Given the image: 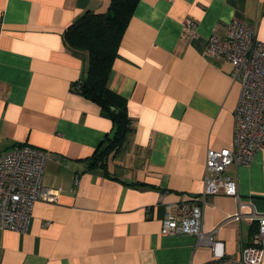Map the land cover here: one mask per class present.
I'll return each mask as SVG.
<instances>
[{
	"label": "crops",
	"instance_id": "1",
	"mask_svg": "<svg viewBox=\"0 0 264 264\" xmlns=\"http://www.w3.org/2000/svg\"><path fill=\"white\" fill-rule=\"evenodd\" d=\"M109 0H0V155L16 145L45 150L37 200L23 232L0 228V264H202L215 257L188 234L160 233L165 205L193 204L208 148L231 147L240 83L207 54V38L230 20L256 22L264 42V0H139L108 78L126 101L134 130L103 167L88 169L112 122L74 88L86 59L64 32ZM195 21L196 36L183 21ZM242 202L264 214V148L231 165ZM237 200L210 194L203 229L216 228L223 256L253 242ZM45 220H49L45 224ZM264 264V257L263 263Z\"/></svg>",
	"mask_w": 264,
	"mask_h": 264
},
{
	"label": "built area",
	"instance_id": "2",
	"mask_svg": "<svg viewBox=\"0 0 264 264\" xmlns=\"http://www.w3.org/2000/svg\"><path fill=\"white\" fill-rule=\"evenodd\" d=\"M195 21L185 18L184 30L196 36ZM256 22L230 20L222 33L207 38L208 55L228 62L230 74L240 83L234 108L231 147L208 148L201 196L191 204L165 205L160 233L188 234L197 244H207L215 257L202 264H262L264 257V214L253 209L243 211L231 165H247L255 152L264 148V42L257 38ZM50 155L30 145H16L0 155V228L18 232L27 229L37 200L55 202L57 193L42 186L45 163ZM225 194L236 198L237 219H246L252 227L253 242L242 245L237 257L223 256L222 243L215 239L216 228L203 229L202 206L206 196ZM49 220H45L48 224Z\"/></svg>",
	"mask_w": 264,
	"mask_h": 264
},
{
	"label": "trees",
	"instance_id": "3",
	"mask_svg": "<svg viewBox=\"0 0 264 264\" xmlns=\"http://www.w3.org/2000/svg\"><path fill=\"white\" fill-rule=\"evenodd\" d=\"M138 1L109 0L105 10L84 11L64 32L67 47L86 59L85 71L73 87L95 101L101 114L112 122L111 133L90 157L88 169L104 167L107 159L124 147L126 136L134 130L125 98L110 89L108 78L121 36Z\"/></svg>",
	"mask_w": 264,
	"mask_h": 264
}]
</instances>
